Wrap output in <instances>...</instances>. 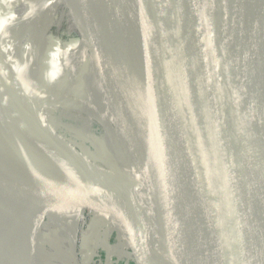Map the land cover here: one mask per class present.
I'll return each mask as SVG.
<instances>
[{
	"label": "water",
	"instance_id": "water-1",
	"mask_svg": "<svg viewBox=\"0 0 264 264\" xmlns=\"http://www.w3.org/2000/svg\"><path fill=\"white\" fill-rule=\"evenodd\" d=\"M81 1L124 68L125 89L117 74L114 85L109 74L98 77L142 187L130 181V192L106 172L118 170L97 164L56 130L46 110L63 104L36 111L0 43V87L15 111L0 112V264H34L17 223L23 212L17 184L27 167L71 193L55 210L104 217L140 264H188L185 248L205 264H264V132L246 110L254 104L252 90L264 94V0ZM194 5L213 33L212 94L235 166L249 174L245 186L231 179L219 157L206 75L190 49L174 42ZM131 123L142 139L138 152L124 135Z\"/></svg>",
	"mask_w": 264,
	"mask_h": 264
},
{
	"label": "rangeland",
	"instance_id": "rangeland-1",
	"mask_svg": "<svg viewBox=\"0 0 264 264\" xmlns=\"http://www.w3.org/2000/svg\"><path fill=\"white\" fill-rule=\"evenodd\" d=\"M69 1L70 0H0V36L3 39L2 44L3 48L6 50V57L10 61V65L16 71L18 67L20 68L27 64L32 65V61L36 60L39 55H41L45 61L47 58L53 59V57L62 60L64 54L60 51H57L58 53H53V45H58L60 47L62 40L64 41L71 37H80L81 35L85 36L90 51H88L87 43H84V40L78 41L76 52L70 59V62L75 69L72 66L67 68L75 73L73 75L76 80L83 84L80 89L69 87L66 84L65 86L63 83H61L63 85L62 87L52 85L45 80L36 78L35 76L30 77L29 74H26L25 77L23 76V79L27 83L30 82L29 84L36 88L45 89L50 95H66L72 98H81V100H89L86 96L89 94L91 96L93 94V97L90 98L94 100H103L112 113V107L107 103L106 97L104 96V83L101 82L95 74L94 56L91 52L93 50L98 62L107 72L119 76L112 50L102 38L94 22H90V20L84 16L85 6L83 2L81 0H74L72 3ZM41 9L45 10L44 15L46 16L39 19L38 14ZM35 27H38L39 29V36L44 31L45 34L42 39L40 37V39L38 38V41H35L34 43L31 39L35 35ZM37 42L42 47L45 46L43 52L35 50V44H38ZM58 49L60 48H56V50ZM45 61L41 63V69L37 67L39 73L43 72V65L47 63ZM87 74L91 76V79L86 78L88 77ZM61 78L64 81L63 77ZM94 95L96 96L94 97ZM55 109L59 110L54 111V108L47 109L46 115L60 134L69 140L71 144L82 150L84 154L94 160L97 164L101 166H110L117 170L115 166H118V162L112 150L113 141L106 134L105 129L101 126L98 120L93 119L82 109H67L64 107L62 108V106ZM62 112L75 115L76 118L66 119V115H63ZM74 121L83 123L84 125H75ZM86 128H89L91 135H86L84 133ZM124 135L128 145H130L134 151L138 152L139 147L143 144L137 127L131 123L130 127L124 131ZM97 136H99L103 142H101ZM142 163L143 165L146 164L143 157ZM140 168L141 172L143 169L145 170V181L146 178H148L147 181H150L147 169L144 166H140ZM16 193H18V196H21L22 194L19 189H17ZM67 194L69 193L66 191L57 192L53 196L50 206L58 199H61L60 197ZM36 199L37 193L32 190H28L25 194V200L27 203L34 202ZM22 205L20 212H23L21 218L17 220V223L20 226L24 225L23 235L26 240L30 234L31 218H29L28 223V217L25 210L26 207L24 203H22ZM53 207L54 206H52V208ZM53 210L55 212L59 211L58 209L55 210V208H53ZM51 211V208L48 207L47 211L40 219V228L37 237L41 236L42 238L40 241H42L41 253L43 257L49 259L51 264H61L64 257L61 245L63 241L67 242V238L64 230H62L61 234L58 236H55L53 231L51 233L45 231L47 226H50L49 222H55L56 224L57 222H61V214H56L54 216L55 218L51 217L50 219L49 214ZM59 212L62 211L60 210ZM77 212L80 214V220L78 217V221L70 225L67 235L74 244L72 256L76 258V261L73 262L72 260L71 262H73V264H136L135 261H137L138 264L136 256L131 255L130 257L122 258L124 256L123 247L127 244L124 242L122 236L119 237L118 240L116 239L117 236L115 234L117 233V230L113 225L110 226L106 224L100 216L93 214L86 215L81 211ZM62 214L64 221L67 213L63 212ZM67 219L68 216L66 217V220ZM90 225L93 226L92 230L89 229ZM87 232H91L89 237L87 236ZM32 259L35 264L36 256H32Z\"/></svg>",
	"mask_w": 264,
	"mask_h": 264
},
{
	"label": "bare ground",
	"instance_id": "bare-ground-1",
	"mask_svg": "<svg viewBox=\"0 0 264 264\" xmlns=\"http://www.w3.org/2000/svg\"><path fill=\"white\" fill-rule=\"evenodd\" d=\"M73 1L74 0H70L69 2L72 3ZM192 8L193 10L190 13V17L188 18L187 23L185 24L184 28L176 35V37L174 38V42L175 43L181 42L190 49L199 67H201V70L204 73L203 75L204 76L206 75L205 91H206V99H207V108H208L210 122L213 127V131L216 138L219 157L222 163L224 164L225 171L228 173L231 179L234 180L236 183H239L240 186H245L248 180L250 179L249 174L248 175L244 174V171L246 170L244 166L243 169L239 168L241 169L239 171L237 165L235 166V161L229 149L227 135L225 134V130L222 125V118L220 117L221 112H220L219 104L217 107L215 104V98L212 94L213 80L216 82V79L213 78L212 75L213 69L209 70V65L211 64V60L216 59V57L218 58V53L214 45L215 41L212 36L213 33L209 25L207 24L200 8L195 5ZM34 34L35 35L31 39V41H34L35 43V41H38L37 40L38 38L39 39L40 37L41 39L43 38L45 31L42 32L41 35L39 36V29L38 27H35ZM43 48H45V46ZM112 53L116 62L115 65L117 68V72L120 76V82L122 84L123 89H125L126 85L124 82V68L120 60L118 59L116 53H114V51H112ZM11 68L16 78V81L18 82L21 89L26 93L28 98L31 100L36 111L41 112L44 105L49 104L53 101H58L61 104H63L62 108L64 107L67 109L68 108L82 109L83 111L88 113V115H90L93 119L98 120L101 126L105 129L106 134L113 141L112 150L118 162V166L114 165L118 170L117 173L109 170L106 172L111 178H113L116 182L123 185L130 192H133L130 181L142 187L141 178L138 174L139 169L135 168V161H132L131 163L130 155L127 151L122 134L118 130V127L116 126V123L113 118V114L110 112L108 106H106L103 100L91 99L93 97V94L91 96L90 94L86 96V98L89 100H84V99L81 100V98L77 99V98L68 97L66 95H50L48 92H46L45 89H41V88L39 89L33 85H30L29 84L30 82L27 83L23 79L24 77L22 75H21L22 77H20L19 76L20 74L18 75V72L12 66ZM249 87L252 88V85L249 84ZM252 91L254 93L251 94L250 96L252 97L253 95L254 100L252 101V103L254 104H252L251 108L250 106H247L246 109L247 114L250 116L251 121L261 131L264 132V94L256 89ZM95 96L96 95H94V97ZM2 111L15 113L14 109L12 108V104L10 103V100L4 99V92L0 87V112ZM141 173L143 176L142 179L145 180V176H144L145 170L143 169ZM18 182L19 184H17V189L21 190L22 194L21 196L20 195L18 196V200L16 199L15 200L19 202L22 201V203H24L26 207L25 210L28 217L27 218L28 223H29V218H31L30 234L26 238L25 242L29 243V246L32 251L34 245L33 243L36 240L37 233L40 228L39 221L42 218V216L45 214L48 206L51 203L53 196L59 191H66L69 194L71 193L69 192L68 189L62 186L54 185L50 180H48L42 174L40 170L33 167L25 168L23 171V177L19 178ZM28 190H32L33 192L37 193V199L34 202H29V203L26 202L25 194L27 193ZM79 220H80V215H79ZM169 221L171 222V224L169 225L170 229L173 231V233L178 237L177 239L180 241L181 240L180 232H179L180 230L175 226L172 220ZM23 228L24 225H21L22 234H23ZM184 253L186 255L188 264H205L202 258L198 256V253L195 250L185 248Z\"/></svg>",
	"mask_w": 264,
	"mask_h": 264
},
{
	"label": "trees",
	"instance_id": "trees-1",
	"mask_svg": "<svg viewBox=\"0 0 264 264\" xmlns=\"http://www.w3.org/2000/svg\"><path fill=\"white\" fill-rule=\"evenodd\" d=\"M44 11H45L44 9H41L39 11V14H38V18L39 19L41 17H43V16L44 17L46 16V15H44ZM80 40H82V41L84 40V43L86 42V39H84L82 36H80V37L77 36L75 38H72V37L71 38H67L64 41L62 40L60 47L58 45H53L55 48L52 46L53 47V51H52L53 53H56L57 51H60V52H62L64 54L62 60L56 59V58L53 57V59L52 58H47L48 60L46 59V61H45L44 58H42L41 55H39L38 58H36V60L32 61V65L27 64L26 66H21L20 68L18 67L17 68L18 73L20 75L24 76V77H25L26 74H29L30 77L35 76L36 78H39L41 80H45V81H47V83H50L52 85H56V86L62 87L63 85L61 83H63L64 85L66 84L69 87H74V88L80 89V87L83 84L80 81L76 80V78L73 75L75 73H73V72H71L70 70L67 69L69 66H72L75 69V67L71 64L70 59L72 58L73 54L76 52L77 44H78V41H80ZM2 42H3V39L0 37V43H1V48H2V50L4 52V57L8 60V58L6 57V54H5L6 50L3 48ZM35 46H36V44H35ZM56 48H60V49L56 50ZM44 61L47 62V63L43 65V68H42L43 72L39 73L37 71V69H38L37 67H39L41 69V63L44 62ZM96 66H97V70L98 71L95 70V74L97 76H98V72H100V74H102V75L103 74L104 75H108L109 74V76H110L109 78H111V82L114 85V83L116 82V81H114V78H115L114 73L107 72L100 63H97ZM87 75H85V76H87ZM35 77H34V79H35ZM61 77H63L64 81L62 80ZM86 78L91 79V76L88 75V77H86ZM57 110H59V109H55L54 108V111H57ZM64 114L66 115V117H65L66 119H74V118H76L75 115H72L70 113L66 112V113H63V115ZM71 121H73V120H71ZM74 124L75 125H79V126L84 125L83 123L76 122V121H74ZM84 133L86 135H91L89 128H86V131ZM97 138L101 142H103L100 139L99 136H97ZM61 211L62 212H75V213H78L76 209L70 208V207H68L66 209H61ZM89 229L92 230L93 226L90 225ZM87 233H88L87 236L89 237V235H91V232H87ZM88 237H87V239H88ZM123 239H124V242H126L127 245H125L123 247L124 256L122 258H124V257L127 258V257H130L131 255L135 256V253L133 252L132 247L130 245H128V242L126 241V239L124 237H123ZM135 263L137 264V261H135ZM128 264H130V263H128ZM138 264H140V263L138 262Z\"/></svg>",
	"mask_w": 264,
	"mask_h": 264
},
{
	"label": "crops",
	"instance_id": "crops-1",
	"mask_svg": "<svg viewBox=\"0 0 264 264\" xmlns=\"http://www.w3.org/2000/svg\"><path fill=\"white\" fill-rule=\"evenodd\" d=\"M24 11V10H23ZM41 52H43L45 49L38 43L36 46H35V50H39ZM34 50V51H35ZM58 53V52H57ZM83 54V53H82ZM92 70V68H91ZM62 196V195H61ZM61 199H58L53 205H49L48 207L51 208V213L49 214L50 216V219L51 217L52 218H55L54 216L56 214H61L60 218H61V222H57V224L55 222L50 223V226H47V228L45 229L46 232H54V235L55 236H58L61 234L62 230L65 231L66 233V241H63L62 242V245H61V249H62V254H63V261H61V264H73V262L76 261V258L72 256V249L74 247V244L71 242V239L70 237H68V229H69V226L78 221V217H79V213H75V212H66L67 215L66 217L68 216V219L66 220V217H65V220L63 221V212H55L53 210L54 207H56L57 205H59L61 202H64L65 200H67L68 198H71V194H67V195H63L62 197H60ZM52 206H54L52 208ZM48 209V208H47ZM47 211V210H46ZM39 231V230H38ZM38 235V233H37ZM122 236V235H120ZM42 238L41 236H38L36 237V240L34 242V245H33V248H32V251H31V256H36V260H35V264H51V262L49 261V259L43 257L42 253H41V249H42V245H41V242L40 241ZM129 245V244H128ZM39 258V260H38ZM73 260V262H71Z\"/></svg>",
	"mask_w": 264,
	"mask_h": 264
},
{
	"label": "built area",
	"instance_id": "built-area-1",
	"mask_svg": "<svg viewBox=\"0 0 264 264\" xmlns=\"http://www.w3.org/2000/svg\"><path fill=\"white\" fill-rule=\"evenodd\" d=\"M86 215H95L94 213H92V212H84ZM97 216H100V215H97ZM101 217V219L102 220H104V222H106V224H108V225H110V226H112V224L108 221V220H106L104 217H102V216H100ZM117 230V229H116ZM117 237H116V239L118 240L119 239V237H121L120 236V233L117 231V233L115 234ZM81 239V238H80Z\"/></svg>",
	"mask_w": 264,
	"mask_h": 264
}]
</instances>
